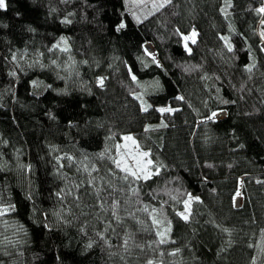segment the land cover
Listing matches in <instances>:
<instances>
[{
    "label": "trees",
    "instance_id": "trees-1",
    "mask_svg": "<svg viewBox=\"0 0 264 264\" xmlns=\"http://www.w3.org/2000/svg\"><path fill=\"white\" fill-rule=\"evenodd\" d=\"M6 3L0 264H264V0Z\"/></svg>",
    "mask_w": 264,
    "mask_h": 264
},
{
    "label": "snow or ice",
    "instance_id": "snow-or-ice-1",
    "mask_svg": "<svg viewBox=\"0 0 264 264\" xmlns=\"http://www.w3.org/2000/svg\"><path fill=\"white\" fill-rule=\"evenodd\" d=\"M170 2V0H169ZM164 5H161V7H163ZM7 8V3H6V0H0V10H6ZM260 12L264 13V8H261L259 9ZM121 28L124 27L123 24L120 25ZM262 36H264V33L261 34ZM195 36V33H193V37ZM193 37H184L185 41L189 40V39H192V42L195 43V40ZM225 40V42L227 43V38H222ZM187 47V44L185 45ZM228 48H229V51H231V46L228 45ZM248 71H251V67L248 68ZM132 79L135 80L136 77L135 76H132ZM99 83L101 85H103V79H101L99 81ZM139 98V97H137ZM178 99H182V97H178ZM144 111H147V107H144L143 108ZM158 111H160L161 113L163 112H171L173 111L172 109H169V108H161V109H158ZM218 115V113H215L213 112L211 114L210 117H208V119H214L216 116ZM125 141H132L133 144L136 143L135 140H133V138L131 136H125L123 138ZM119 147V146H118ZM149 156V153L148 152H143L140 154V158L137 159L136 157H132V159L134 160V164L132 166H129L128 165V162L126 160H124L123 158H121L120 160H116L114 161V163L116 164V167L117 168H120L121 171H124L127 173V175L125 176V179L128 178V176H131L133 178H136V179H140L141 176L139 175L140 173H143V179H148L150 178V176L152 175L151 172L148 171V166L149 165H152V161L151 160H147L146 162L144 161V158L145 157H148ZM158 174V173H156ZM239 195V194H238ZM191 199V198H190ZM188 208H189V201H186L185 202V212H182V213H179V215H181V217L185 220L188 219V216L185 214L187 211H188ZM8 212V209L7 208H0V216H3V215H6ZM158 235H160L161 237L164 236V233H158ZM161 243H164V240L161 239L160 241ZM175 253H173L174 255Z\"/></svg>",
    "mask_w": 264,
    "mask_h": 264
},
{
    "label": "rangeland",
    "instance_id": "rangeland-1",
    "mask_svg": "<svg viewBox=\"0 0 264 264\" xmlns=\"http://www.w3.org/2000/svg\"><path fill=\"white\" fill-rule=\"evenodd\" d=\"M127 1L136 18L134 19L137 21L140 19L141 15H144L150 9H154L165 2V0H127ZM193 33L195 32L193 31L192 33L187 35V37H193ZM195 37H196V33L193 38ZM183 41H184V47L188 50L189 49L188 43L191 42L192 39H189L187 41L183 39ZM186 44L187 47L185 46ZM145 50L150 56H154V51H149V49L147 48ZM121 150L123 151L124 154L122 158L126 160L130 166L134 164V160L132 159V157H136L137 159H139L140 154L143 153L142 151L138 150V148L136 147L135 144L132 143V141H125V140L121 145ZM147 160L148 158L145 157L144 161L146 162ZM148 171L151 172V165L148 166ZM139 175L143 176L144 174L140 173ZM240 197H241L240 194L236 196V198H240Z\"/></svg>",
    "mask_w": 264,
    "mask_h": 264
},
{
    "label": "built area",
    "instance_id": "built-area-1",
    "mask_svg": "<svg viewBox=\"0 0 264 264\" xmlns=\"http://www.w3.org/2000/svg\"><path fill=\"white\" fill-rule=\"evenodd\" d=\"M225 117V112H219L218 115L215 117L216 120L222 119ZM241 204V197L240 198H235V205L240 206Z\"/></svg>",
    "mask_w": 264,
    "mask_h": 264
},
{
    "label": "water",
    "instance_id": "water-1",
    "mask_svg": "<svg viewBox=\"0 0 264 264\" xmlns=\"http://www.w3.org/2000/svg\"><path fill=\"white\" fill-rule=\"evenodd\" d=\"M261 47L263 48V50H264V43H262L261 44ZM149 49V51H154V49H153V46L151 45V44H147V45H145V49ZM154 56H155V54H154Z\"/></svg>",
    "mask_w": 264,
    "mask_h": 264
}]
</instances>
